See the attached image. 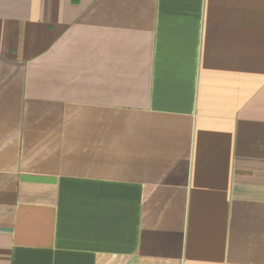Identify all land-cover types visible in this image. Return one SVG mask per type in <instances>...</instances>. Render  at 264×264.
<instances>
[{
	"label": "crops",
	"instance_id": "1",
	"mask_svg": "<svg viewBox=\"0 0 264 264\" xmlns=\"http://www.w3.org/2000/svg\"><path fill=\"white\" fill-rule=\"evenodd\" d=\"M0 264H264V0H0Z\"/></svg>",
	"mask_w": 264,
	"mask_h": 264
}]
</instances>
